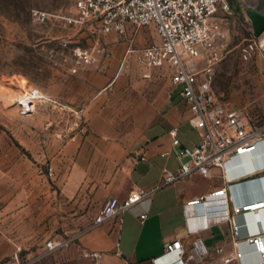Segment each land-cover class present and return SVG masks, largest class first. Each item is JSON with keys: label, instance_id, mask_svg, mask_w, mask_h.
<instances>
[{"label": "rangeland", "instance_id": "rangeland-1", "mask_svg": "<svg viewBox=\"0 0 264 264\" xmlns=\"http://www.w3.org/2000/svg\"><path fill=\"white\" fill-rule=\"evenodd\" d=\"M228 1L214 90L264 122V31L254 34L248 13H264V0ZM73 3L0 0V264H78L103 188L177 94L172 69L141 59L159 42L153 26L100 34L52 15ZM34 10L51 18L38 23ZM76 46L95 49V60L80 62Z\"/></svg>", "mask_w": 264, "mask_h": 264}, {"label": "built area", "instance_id": "built-area-1", "mask_svg": "<svg viewBox=\"0 0 264 264\" xmlns=\"http://www.w3.org/2000/svg\"><path fill=\"white\" fill-rule=\"evenodd\" d=\"M230 9L228 0H74L70 13L52 15L70 26L93 28L100 34H124L129 27L155 28L159 42L144 47L141 59L148 67L172 69L173 91L188 106L189 122L199 133L197 142L182 145L179 129L170 130L180 166L175 171L163 168L164 182L171 184L194 173L209 175L220 169L224 187L192 202L198 204L224 196L231 210L226 211L222 220L231 223L233 237L238 240L243 226L236 219L238 215L251 213L253 224L263 220L264 164L259 166L257 161L264 158V122L251 121L242 110L222 101L214 90L216 69L223 55L219 19L221 13ZM32 17L38 23H45L51 14L34 10ZM73 55L82 63H92L96 58L95 49L81 46L74 47ZM259 167L263 168L257 170ZM241 168L251 173L233 174ZM153 192L136 189L125 198L110 197L99 209L94 226L132 210L150 199ZM147 217L148 212L141 215L143 220ZM251 241L264 263V236L258 234ZM60 245L61 242L51 241L49 248ZM166 248L168 251L182 249V243L173 241ZM205 252L200 241H196L192 256L200 257ZM216 253L221 255L223 264L239 261L244 256L239 249L225 255L223 247L217 248ZM93 256L101 255L94 253Z\"/></svg>", "mask_w": 264, "mask_h": 264}, {"label": "crops", "instance_id": "crops-1", "mask_svg": "<svg viewBox=\"0 0 264 264\" xmlns=\"http://www.w3.org/2000/svg\"><path fill=\"white\" fill-rule=\"evenodd\" d=\"M189 117L188 106L176 94L148 122L142 145L121 161L103 188L101 198L103 205L110 197L125 198L136 189L154 190L153 195L119 217L89 229L82 238L84 253L79 255L78 264H223L221 255L216 253L219 247L224 248L225 255L236 249L244 252L241 260L228 264H264L251 241L258 234L264 236V209L263 220L258 224L251 223L252 214L248 212L236 217L243 224L236 240L231 223L222 220L226 211L231 210L224 196L198 204L192 202L224 187L220 169L209 175L194 173L171 184L164 182L163 168L175 171L180 166L170 130L179 129L182 145L199 140ZM192 131L198 133L197 140L190 136ZM142 155L145 159H141ZM257 162L263 165L264 158ZM247 170L237 169L233 174L251 173ZM145 212L148 217L143 220L141 215ZM177 240L181 241L182 249L168 251L166 246ZM198 240L206 252L193 257L194 243ZM94 253L101 256L94 257Z\"/></svg>", "mask_w": 264, "mask_h": 264}, {"label": "water", "instance_id": "water-1", "mask_svg": "<svg viewBox=\"0 0 264 264\" xmlns=\"http://www.w3.org/2000/svg\"><path fill=\"white\" fill-rule=\"evenodd\" d=\"M253 21L254 34L259 36L264 31V13L261 12H248Z\"/></svg>", "mask_w": 264, "mask_h": 264}, {"label": "trees", "instance_id": "trees-1", "mask_svg": "<svg viewBox=\"0 0 264 264\" xmlns=\"http://www.w3.org/2000/svg\"><path fill=\"white\" fill-rule=\"evenodd\" d=\"M237 8V7H236ZM237 10H239V8H237Z\"/></svg>", "mask_w": 264, "mask_h": 264}]
</instances>
